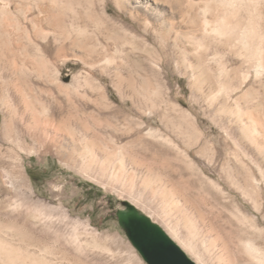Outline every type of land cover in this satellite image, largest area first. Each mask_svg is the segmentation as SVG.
Returning a JSON list of instances; mask_svg holds the SVG:
<instances>
[{"label":"rangeland","instance_id":"1","mask_svg":"<svg viewBox=\"0 0 264 264\" xmlns=\"http://www.w3.org/2000/svg\"><path fill=\"white\" fill-rule=\"evenodd\" d=\"M221 1L0 0V264H147L124 203L196 264H257L264 2Z\"/></svg>","mask_w":264,"mask_h":264},{"label":"water","instance_id":"2","mask_svg":"<svg viewBox=\"0 0 264 264\" xmlns=\"http://www.w3.org/2000/svg\"><path fill=\"white\" fill-rule=\"evenodd\" d=\"M119 225L147 264H196L166 231L135 206L124 203Z\"/></svg>","mask_w":264,"mask_h":264},{"label":"bare ground","instance_id":"3","mask_svg":"<svg viewBox=\"0 0 264 264\" xmlns=\"http://www.w3.org/2000/svg\"><path fill=\"white\" fill-rule=\"evenodd\" d=\"M223 1V4L224 6L226 7L227 11H226V15L227 13L230 11H233V13L237 16L239 13L237 10H239V8H242L245 7V8H248V10L250 9L249 6H251V4L255 1V0H222ZM221 1V2H222ZM262 2V1H261ZM264 2V0H263ZM221 5V4H220ZM263 8V5L262 7ZM209 10V9H208ZM213 10V9H212ZM211 10V11H212ZM264 9H262L263 11ZM154 11V10H153ZM210 11V10H209ZM216 11H219L218 9H216ZM261 11V12H262ZM212 14V13H211ZM191 15V14H190ZM250 15H252L250 13ZM249 15V16H250ZM157 16V15H156ZM158 19H160V17H162V15H158ZM165 17V16H164ZM239 17V16H237ZM262 17V15H261ZM224 18H227L226 16ZM165 19V18H164ZM250 21L249 23H251L253 17L250 16L248 18ZM263 19V17H262ZM163 20V19H162ZM204 20V19H203ZM206 20V19H205ZM227 20V19H226ZM225 19L222 20V24L220 26H216V25H211L209 23V21H204L205 22V28H204V32L205 34H214V35H219V36H226L228 38H231V36H237L239 37L240 39L239 40H242L244 43L246 42V39L250 37L251 35V31L252 29H250L251 26L247 25L245 27L244 25V28L243 29H239L238 27H230L229 23L226 21ZM194 21V20H193ZM192 21V23H193ZM163 22V21H162ZM168 22V21H167ZM166 23V22H164ZM253 23V21H252ZM167 24V23H166ZM248 24V23H247ZM253 25V24H252ZM253 32V31H252ZM256 32V31H255ZM209 34V35H210ZM191 35V34H190ZM206 35V36H207ZM212 35V36H214ZM254 35V34H253ZM247 39V40H248ZM48 124V123H47ZM6 131L10 134L11 132H13V129L14 127H9L7 126L6 124ZM12 134V133H11ZM44 144L46 145L47 149H49L53 144H54V140H52L51 138H47L45 139V142ZM262 234V233H261ZM261 238V235L259 236ZM242 240V239H241ZM240 241V239H239ZM2 242V241H0ZM243 243V242H242ZM2 244V243H1ZM1 247V246H0ZM10 249V248H9ZM243 250L244 252L249 256L251 257L252 261L251 263H257V264H264V251L263 249L258 245L257 241L254 240V239H245L244 243H243ZM11 252V251H10ZM9 252V253H10ZM12 253V252H11ZM10 256H12V254H10ZM205 261V260H204ZM206 263V261H205Z\"/></svg>","mask_w":264,"mask_h":264}]
</instances>
